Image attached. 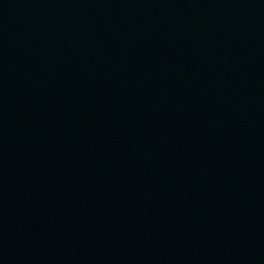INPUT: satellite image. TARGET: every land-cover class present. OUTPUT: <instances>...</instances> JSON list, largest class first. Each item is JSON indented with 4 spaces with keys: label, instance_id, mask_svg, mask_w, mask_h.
<instances>
[{
    "label": "water",
    "instance_id": "water-1",
    "mask_svg": "<svg viewBox=\"0 0 264 264\" xmlns=\"http://www.w3.org/2000/svg\"><path fill=\"white\" fill-rule=\"evenodd\" d=\"M0 264H264V0H0Z\"/></svg>",
    "mask_w": 264,
    "mask_h": 264
}]
</instances>
